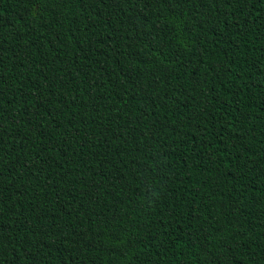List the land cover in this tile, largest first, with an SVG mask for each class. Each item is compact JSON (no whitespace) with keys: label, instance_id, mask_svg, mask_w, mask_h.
<instances>
[{"label":"trees","instance_id":"16d2710c","mask_svg":"<svg viewBox=\"0 0 264 264\" xmlns=\"http://www.w3.org/2000/svg\"><path fill=\"white\" fill-rule=\"evenodd\" d=\"M0 264H264V0H0Z\"/></svg>","mask_w":264,"mask_h":264}]
</instances>
